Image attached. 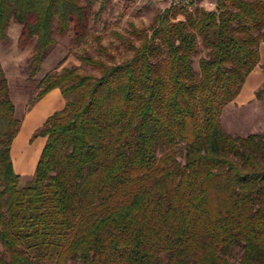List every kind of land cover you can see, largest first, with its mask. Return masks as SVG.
<instances>
[{
	"label": "trees",
	"instance_id": "obj_1",
	"mask_svg": "<svg viewBox=\"0 0 264 264\" xmlns=\"http://www.w3.org/2000/svg\"><path fill=\"white\" fill-rule=\"evenodd\" d=\"M94 1L0 0V39L22 25L36 75L57 23L88 35ZM216 3L184 0L114 32L121 59L96 35L99 56L80 57L98 74L48 72L30 105L56 88L66 105L32 136L46 142L24 185L11 154L22 119L0 68V264H264V132L221 122L261 61L264 0Z\"/></svg>",
	"mask_w": 264,
	"mask_h": 264
},
{
	"label": "rangeland",
	"instance_id": "obj_2",
	"mask_svg": "<svg viewBox=\"0 0 264 264\" xmlns=\"http://www.w3.org/2000/svg\"><path fill=\"white\" fill-rule=\"evenodd\" d=\"M182 1L184 0H108L106 10L97 18L96 13L100 8L101 0H95L90 6L88 35L78 37L73 24L66 31H62L57 23L55 25L57 44L50 50L36 75L31 74L36 42L33 41L24 48L20 47L23 26L12 22L9 38L5 41L0 39V61L8 62L5 72L11 86V97L17 107V116L22 119L21 129L11 149L12 158L18 162L16 169L20 170V167L22 169L21 175L19 174L22 185L32 178L46 142L45 137L32 140V136L44 125L49 115L66 105V97L62 96L58 101L55 95L30 105L39 90L41 79L54 69L63 70L72 66H77L83 72L98 74L96 69L83 62L80 57L84 54L99 56L96 35L101 34L103 44L121 59L124 52L119 48V40L114 32H124L130 29L132 24L138 27H150L157 13ZM80 2L86 4L87 0ZM216 2L217 0H195L197 5L207 9H215ZM261 52L262 58L258 67L251 72L240 94L225 107L221 115L223 128L235 136L264 132V94L262 97L257 96V92L264 85V43ZM203 55L205 50L201 49L195 56L196 68L199 58ZM21 56L26 57V60L17 68L13 62ZM242 252L241 247H236L232 261L237 262ZM38 264L54 263L39 262Z\"/></svg>",
	"mask_w": 264,
	"mask_h": 264
},
{
	"label": "crops",
	"instance_id": "obj_3",
	"mask_svg": "<svg viewBox=\"0 0 264 264\" xmlns=\"http://www.w3.org/2000/svg\"><path fill=\"white\" fill-rule=\"evenodd\" d=\"M261 49H262V44H261ZM261 58H262V52H261ZM258 67V66H257ZM256 67V68H257ZM60 93V94H59ZM52 95H55V99L56 100H58V101H60L61 100V97L63 96L62 95V92H61V90L59 89V88H56V89H53L52 91H50L47 95H45L41 100H46L48 97H50V96H52ZM41 100H39V101H41ZM43 100V101H44ZM57 101V102H58ZM63 109V108H62ZM61 109V110H62ZM59 111V110H58ZM56 112V111H55ZM52 115V114H51ZM50 116V115H49ZM45 145V144H44ZM43 150V149H42ZM41 153H42V151H41ZM41 155V154H40ZM39 158H40V156H39ZM39 160V159H38ZM13 163H14V168H15V171L18 173V174H20L21 175V173H22V169H21V167H20V170H18V169H16V167H17V165H18V162L16 161V159L15 158H13ZM38 163V162H37ZM37 166V165H36ZM36 169V168H35Z\"/></svg>",
	"mask_w": 264,
	"mask_h": 264
},
{
	"label": "clouds",
	"instance_id": "obj_4",
	"mask_svg": "<svg viewBox=\"0 0 264 264\" xmlns=\"http://www.w3.org/2000/svg\"><path fill=\"white\" fill-rule=\"evenodd\" d=\"M26 60V57L24 56H21L19 57L18 59H16L14 62H13V65L17 68H19L23 63L24 61ZM0 68H4V69H7L8 68V62L5 61L3 63H0Z\"/></svg>",
	"mask_w": 264,
	"mask_h": 264
}]
</instances>
